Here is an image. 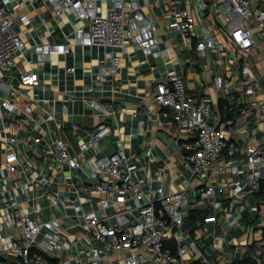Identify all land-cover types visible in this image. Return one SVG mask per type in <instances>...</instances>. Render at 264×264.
<instances>
[{"label":"crops","instance_id":"crops-1","mask_svg":"<svg viewBox=\"0 0 264 264\" xmlns=\"http://www.w3.org/2000/svg\"><path fill=\"white\" fill-rule=\"evenodd\" d=\"M137 1L146 13L153 16L160 47L165 48L164 42L168 40L172 50L168 60L172 62L165 63L167 60L164 58H148V62L143 64V52L131 43L127 44L126 51L118 47L72 43L66 54L46 53L41 56L36 49L38 45L72 41L75 29L82 24L70 12L57 19L46 4L22 1L21 10L16 12L15 18L16 30L25 40V48L19 54L14 69L1 73L2 82L15 93L0 90L1 97L9 98L20 111L8 116L0 107V169L9 148V139L15 138L19 157L38 163L39 173H44V183L32 181L21 170L11 179L16 185L15 193L21 206L29 207L34 217L40 215L43 220L59 218L62 233L71 242L69 250L57 251L55 256L47 257V264H60L63 257H68L69 264H118L117 255L112 254L94 263L91 257L79 252L96 245L94 238L84 229L82 211L95 209L102 216L114 214L119 207L112 205L103 209L97 203L100 196H93V201L86 200L88 194L81 190V186L93 180L86 177L88 170L85 165L82 164L79 169L68 166L57 168L56 159L48 150L56 139L62 138L71 153H78L79 141L87 139L89 132L106 122L111 126V133L100 141L101 150L96 154L89 150L83 153L82 158H97L123 151L127 162L137 166V178L146 193L158 186H162L167 193L187 189L193 207L183 209L185 220L169 239L176 242V254L178 247L197 243L199 251L187 255L186 264H231L244 256L264 261V192L250 194L242 205L232 211L214 209L215 200L227 199L229 194V185L220 186L218 181L226 183L233 175L215 174L210 181L215 196L202 199L197 192L200 181L190 179L176 148V142H184L187 137L178 131L170 113L154 101L156 80L164 75L166 67L174 66L183 72L194 96L212 98L214 116H223L222 105L230 102L234 109L232 117H245L241 130L246 136L240 131L235 134L239 151L233 157L225 156L221 162L238 165V177L245 179L249 143L261 144L264 139V118H259L258 108H253L249 102L264 99V92L244 97V103L237 105L236 99L243 97V84L240 83L234 90L235 96L226 99L232 87H227L224 93L217 92L212 84L213 76L231 73L235 67L236 52L229 47L223 55V62L216 61L220 55L215 50L205 57H198L194 45H187L181 32L168 29V23L176 20L181 10L188 8L194 12L199 0ZM206 1L211 3L216 0ZM107 4H111V0H107ZM202 14L209 25H219L215 10ZM22 15L31 18L29 25L21 23ZM198 32L201 33V30ZM107 51L122 53V60L101 79L99 74L103 68L108 70L113 65L112 58L106 55ZM187 59L189 62H186ZM250 60L255 74L264 83V49L253 51ZM71 67H75V71H69ZM28 70L38 74V85H23L20 82V73ZM93 101L99 104L111 101V113L104 114L92 105ZM27 105L32 107L31 113L22 112ZM74 124L79 127L78 131L73 129ZM147 150L151 151L150 155H147ZM158 173L162 180L155 178ZM23 185L26 191L22 190ZM50 192L57 195L56 202ZM2 194L8 197L7 192ZM252 204L259 206L256 214L250 212ZM125 215L132 217L129 213ZM234 218H238V223L232 226L230 221ZM109 222L114 224L115 220L109 218ZM0 263L5 264L7 260L2 259Z\"/></svg>","mask_w":264,"mask_h":264},{"label":"built area","instance_id":"built-area-1","mask_svg":"<svg viewBox=\"0 0 264 264\" xmlns=\"http://www.w3.org/2000/svg\"><path fill=\"white\" fill-rule=\"evenodd\" d=\"M22 1L46 4L57 19L70 12L82 24L75 29L73 42L38 45L36 49L41 56L46 53L66 54L72 43L118 47L124 51L131 43L143 52V64L148 62V58H164L167 60L165 63L172 62L168 60L172 53L168 40L164 42L165 48H161L153 16L146 13L137 0H111V4H107V0H0V90L15 93L2 82L1 73L14 69L19 54L25 48V40L16 30L15 18L16 12L21 10ZM211 10L216 11L215 19H219V25H209L202 14ZM20 21L27 26L31 18L22 15ZM167 27L181 32L185 43L194 45L198 57H205L215 50L220 55L216 61L223 62V55L229 47L236 52L235 67L231 73L213 76L212 84L217 92L224 93L227 87H232L226 99L235 96L234 90L240 83L243 84V97L236 99L237 105L244 103V97L264 92V83L255 74L250 60L253 51L264 49V0H216L211 3L199 0L194 12L188 8L181 10L179 17L170 21ZM121 54L106 52L113 65L108 70L103 68L99 78L103 79L106 72L113 71L120 64ZM68 70L75 71V67ZM20 82L36 86L39 84L38 74L32 70L22 72ZM154 101L170 113L178 131L187 137L184 142L177 141L176 148L190 179L200 181L197 192L202 199L215 196L210 184L215 174L233 175L226 183L218 181L220 186L229 185V194L227 199L215 200L214 209L232 211L242 205L250 194L264 192V139L261 144L249 143L245 179L238 177V165L221 162L225 156L233 157L239 151L235 134L240 131L246 136L241 130L245 117L230 116V102L223 116H214L212 98L194 96L183 72L174 66L166 67L164 75L156 80ZM249 104L258 108L259 118L263 119L264 99H252ZM92 105L106 115L113 109L111 101L101 104L93 101ZM0 107L8 116L20 111L9 98H2L1 95ZM22 112L31 113L32 107L27 105ZM58 126L61 127V124ZM73 129L78 131L79 127L74 124ZM110 133L111 126L105 122L89 132L87 139L79 141L78 153H71L62 138L56 139L48 149L56 159L57 168L68 166L79 169L82 164L85 165L88 170L86 177L93 180L81 186V190L88 194L86 200L93 201V196H100L97 203L103 209L112 205L119 207L114 214L102 216L95 209L82 211L84 229L94 238L96 245L79 253H85L94 263L113 254L117 255L118 264H186L187 255L199 251L197 243L178 247L177 254H173L166 247V241L182 226L186 217L183 209L192 206L187 189L167 193L162 186H158L146 193L137 178V166L127 162L123 151L97 158H82L83 153L89 150L98 153L101 150L100 141ZM146 153L150 155L151 151ZM19 170L27 173L32 181L44 183L46 180L44 173L38 171V163L19 157L16 139L10 138L0 169V260H7L5 264H47V257L55 256L57 251L69 250L71 242L63 235L59 218L43 220L40 215L34 217L29 207L21 206L15 193L16 185L11 179ZM155 178L162 180L160 173ZM25 188L23 185L22 190L26 191ZM3 192H7L8 197ZM50 196L56 202L57 195L50 192ZM258 210V204L250 205L251 213L256 214ZM126 213L132 217H127ZM109 218H113L115 223H110ZM237 223L238 218L230 221L232 226ZM69 263L68 257L60 260V264Z\"/></svg>","mask_w":264,"mask_h":264},{"label":"trees","instance_id":"trees-1","mask_svg":"<svg viewBox=\"0 0 264 264\" xmlns=\"http://www.w3.org/2000/svg\"><path fill=\"white\" fill-rule=\"evenodd\" d=\"M225 107L226 105L223 104L222 108H223V112H225ZM234 112V109H232V111L230 112V116H232ZM166 247H168L173 254H176V242L174 240H167L166 241ZM231 264H257L256 260L250 256H244L241 260H234Z\"/></svg>","mask_w":264,"mask_h":264},{"label":"flooded vegetation","instance_id":"flooded-vegetation-1","mask_svg":"<svg viewBox=\"0 0 264 264\" xmlns=\"http://www.w3.org/2000/svg\"><path fill=\"white\" fill-rule=\"evenodd\" d=\"M263 251H264V248H263ZM257 262V264H264V261H261V260H257L256 258H254Z\"/></svg>","mask_w":264,"mask_h":264}]
</instances>
